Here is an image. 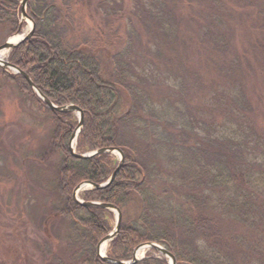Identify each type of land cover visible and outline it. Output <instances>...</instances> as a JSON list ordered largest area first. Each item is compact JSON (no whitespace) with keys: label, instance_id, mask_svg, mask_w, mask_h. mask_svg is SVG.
Segmentation results:
<instances>
[{"label":"trees","instance_id":"16d2710c","mask_svg":"<svg viewBox=\"0 0 264 264\" xmlns=\"http://www.w3.org/2000/svg\"><path fill=\"white\" fill-rule=\"evenodd\" d=\"M20 1L0 0V23L9 24L11 33L20 28ZM47 1H29L28 15L35 23V33L11 52L10 63L28 73L53 104H72L83 111L77 152L103 148L123 151L124 164L111 186L89 190L82 198L85 202L111 204L122 212L120 232L111 242L107 257L113 262L131 261L138 246L156 243L174 255L176 264H264V121L258 117L242 76H250L255 68H251L247 53L231 52L230 35L234 32L223 20L232 19L235 9L222 5L231 0H187L183 8L188 12H195L190 8L203 2L210 8L207 12L212 16L204 14L200 22L198 15L179 17L184 13L177 11L182 0H128L149 38L143 41L128 25L142 47L128 38L112 58L108 80L103 76L100 58L88 56L79 48H64L66 32L61 26L72 21L66 10ZM257 1L264 5V0H256L248 7L256 6ZM124 3L100 0L98 10L104 19L110 18L116 12H125ZM207 16L210 22L204 21ZM259 16L257 43L264 53V8ZM184 22L209 51L203 62L182 55L186 44L181 40ZM50 36L54 46L48 44ZM135 45L144 50L143 57L134 51ZM185 53L193 55L189 47H185ZM38 62L46 63V69H41ZM244 63L252 72L244 73ZM211 71H216L223 85L220 93H215L201 76H210ZM152 88L157 89V102L148 98ZM124 93L129 95L130 108L122 113ZM91 94L97 96L94 101ZM193 94L197 100L191 99ZM149 112L155 121L145 118ZM59 123L54 136L62 156L58 169L62 200L59 215L68 221L74 244L79 246L78 259L86 257L79 264H110L96 254V249L113 229L112 215L104 209L79 205L73 192L84 182L104 184L118 164L109 154L86 160L72 156L69 141L75 127ZM176 131L181 136L188 133L199 137L203 145L187 146L189 140L184 139L180 146ZM155 157L162 163L158 164ZM230 223L257 231L255 245L250 247L251 241L244 234L227 236L224 225ZM134 264L168 262L153 251Z\"/></svg>","mask_w":264,"mask_h":264},{"label":"rangeland","instance_id":"374dc122","mask_svg":"<svg viewBox=\"0 0 264 264\" xmlns=\"http://www.w3.org/2000/svg\"><path fill=\"white\" fill-rule=\"evenodd\" d=\"M186 1L182 0L181 9L177 10L184 12L179 16L180 18L197 17L198 15L200 22L204 14L211 15L207 12L210 8L204 2L200 6H196L198 9L190 8L195 12L184 10L183 7L188 4L185 3ZM250 1L253 3L256 0H231L226 4L222 3L229 9H235L232 19L223 20V22H229L234 32L233 35H230L232 40L231 52L239 53V55L247 53L251 60V68H255L252 72L249 65L244 63L242 65L244 73L248 74V71H251L252 74L242 76L246 79L244 86L256 107L258 117L264 121V65L262 64L264 63V53L259 49L257 43L260 37V19H262L259 16V11L264 8V5L262 3L259 5L257 1V5L254 4L250 8L248 7ZM99 2L100 0H49L46 3L50 5L54 3L53 5L57 8L66 10L67 16L72 21L71 24L65 21L66 23L61 26L66 32L64 48H79L78 51L83 50L88 56L100 58L103 76L108 80L112 68V58L117 55L116 53L121 50L128 38L134 39V43L136 42L139 47H142V41L137 39L138 37H132L128 25L131 24L135 28L134 33L141 35L143 41L148 40L149 37L143 31L144 29L137 19L138 15L128 0H125L124 3V13L118 14L116 12V15L105 19L101 15V11L98 10ZM229 13L232 14L233 11ZM66 14L63 13V17H66ZM216 15L219 17L218 13ZM19 21V23L22 22L20 34H17L18 31L11 33L9 24L0 23V46L13 37L28 34L32 25L31 22L21 19V15ZM204 21L210 22L211 19L207 16ZM243 22L246 23L243 24ZM181 30V40L186 41L185 47L191 48L193 52V55L189 56V53H185L184 47V50L181 51L182 55L197 58L203 62L209 55V51H206L207 48L200 44L202 40L199 36L192 35L191 28L185 22L182 24ZM48 44L54 46V38L51 37ZM137 45L133 46L134 51H138L139 56L143 57L144 50L142 48L139 50ZM11 52H6L4 60L10 62ZM32 57L34 59L33 55ZM67 59V62L69 61L67 64L71 66L72 62L69 60L71 58L68 57ZM39 64L41 69H46V63ZM67 64L65 63L66 66ZM204 65L202 66L204 67ZM197 70L204 72L202 67H198ZM24 73L29 76L28 73ZM201 74L212 85L211 89L215 93H220L223 85L216 76V71H211L210 76L207 73ZM68 75L70 76V73ZM78 87L76 86L75 89ZM86 90L91 93L89 86H86ZM151 90L148 98H156L154 101L157 102L159 100L156 97L157 89L152 88ZM91 97L92 101L97 98L94 94H91ZM128 98V93H124V101L120 108L122 113L130 108ZM192 98L197 100V95L193 94ZM255 102H258V105ZM141 116L143 117V114ZM144 116L148 120L155 121L154 117H150V112ZM197 116L198 118L204 117ZM59 120L67 127L73 124L76 129L79 116L77 113H59L50 110L42 101L38 100L22 75L13 70H4L0 66V264H79L86 258L85 255H82L78 259L76 252H78L79 246L74 244V237L68 221L59 215L62 200L59 193L58 169L61 165L62 156L57 150L54 140L55 133L59 131V125H61ZM163 124L166 123L163 122ZM163 124H161L162 128L165 126ZM75 129L73 128V130ZM174 133L178 135L177 143H180V146L184 144V139L189 140L186 141L187 146L197 148L203 145L197 136L188 133L185 134L188 136H183L184 133L181 136V133L177 131ZM74 151L77 152L76 144ZM210 152L213 153V150ZM111 157L116 164L119 163L120 156L118 153H112ZM155 160L158 164L162 163L157 157ZM89 190H91V186L83 187L78 193V198L82 199L85 192ZM106 211L112 215L110 225L114 229L117 222L116 213L112 210ZM134 211L136 212L132 208L133 213ZM224 230L227 236L244 234L251 241L249 242L250 247L255 245L254 239L257 231L245 230L231 223L225 224ZM261 243L264 244V242ZM110 244H107L104 251L105 256H108ZM84 250L86 248H83ZM263 250L264 247L261 249L264 256ZM152 253L153 251L148 247L142 248L139 258L143 259ZM156 254L159 255L157 252ZM165 259L169 264V259Z\"/></svg>","mask_w":264,"mask_h":264},{"label":"water","instance_id":"95a60500","mask_svg":"<svg viewBox=\"0 0 264 264\" xmlns=\"http://www.w3.org/2000/svg\"><path fill=\"white\" fill-rule=\"evenodd\" d=\"M29 0H22L21 4H20V8H21V13L24 19H29L28 15H27V5H28ZM30 20V19H29ZM31 21V20H30ZM32 27L30 32L22 37L20 40H18L17 42L13 43L11 42V40H8L5 44H3L2 46H0V51H10L13 50L15 48H17L18 46H20L22 43H24L25 41L29 40L35 31V23L32 22ZM0 66L4 69V70H14L16 71L18 74L22 75L25 80H27L30 88L33 90V92L36 94V96L42 100L46 106L54 111V112H59V113H77L79 115V123L78 126L76 128V130L73 132L70 142H69V148H70V152L72 154V156H74L75 158L78 159H91L103 154H112L114 152H117L120 155V162L118 164V167L116 168V170L114 171V173L111 175L110 179L103 185H95L92 183H82L80 185H78V187L75 189L74 194H73V198L74 200L81 206L84 207H92V208H101L104 210H113L116 212L117 214V222H116V226L113 230V232L111 234H109L108 236H106L105 238H103L98 246H97V254L98 256L105 262H111L113 264H134L136 262H138V253L142 248H151L153 250H156L157 252H159L163 257L168 258L170 261V264H176V260L175 257L169 252L167 251L165 248L161 247L160 245H157L155 243H149L146 245H141L138 246L135 251H134V255H133V260L129 263H125V262H113L110 261L104 254H102L103 251V247L105 245H107L108 243L112 242L119 234L120 231V227H121V223H122V212L116 208L115 206L111 205V204H101V203H96V202H82L78 199V193L79 191L85 187V186H91L96 190L99 189H105L111 186V184L114 182V180L116 179V176L118 175V173L120 172L123 164H124V153L118 149V148H103V149H99L95 152L89 153V154H78L74 151V143L78 137V134L80 132V129L83 127L84 124V113L83 111L76 105H67V106H56L54 105L48 98H46L41 91H39L36 86L34 85V83L32 82V80L30 79V77L25 74L23 71H21L18 67L10 64L8 61H4L2 59H0Z\"/></svg>","mask_w":264,"mask_h":264},{"label":"bare ground","instance_id":"6f19581e","mask_svg":"<svg viewBox=\"0 0 264 264\" xmlns=\"http://www.w3.org/2000/svg\"><path fill=\"white\" fill-rule=\"evenodd\" d=\"M25 35H18V36H16V37H13L12 39H11V42H13V43H15V42H17L18 40H20L22 37H24ZM5 54H6V52L5 51H0V59H3L4 57H5ZM106 247H107V245H105L104 247H103V251L102 252H104L105 251V249H106ZM143 256V254L141 255V257Z\"/></svg>","mask_w":264,"mask_h":264}]
</instances>
